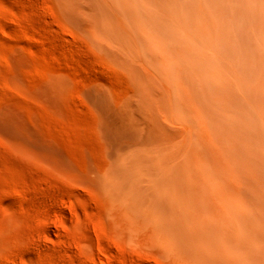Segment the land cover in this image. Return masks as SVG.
Listing matches in <instances>:
<instances>
[{"label": "rangeland", "instance_id": "374dc122", "mask_svg": "<svg viewBox=\"0 0 264 264\" xmlns=\"http://www.w3.org/2000/svg\"><path fill=\"white\" fill-rule=\"evenodd\" d=\"M241 80L264 93V0H0V264H175L102 180L181 122L173 81Z\"/></svg>", "mask_w": 264, "mask_h": 264}, {"label": "bare ground", "instance_id": "6f19581e", "mask_svg": "<svg viewBox=\"0 0 264 264\" xmlns=\"http://www.w3.org/2000/svg\"><path fill=\"white\" fill-rule=\"evenodd\" d=\"M249 82L196 102L173 81L181 122H156L102 180L130 235L175 264H264V93Z\"/></svg>", "mask_w": 264, "mask_h": 264}]
</instances>
